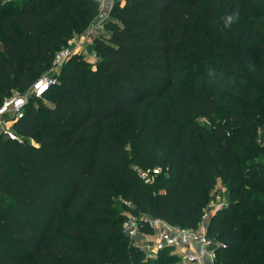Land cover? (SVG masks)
<instances>
[{
	"label": "trees",
	"instance_id": "trees-1",
	"mask_svg": "<svg viewBox=\"0 0 264 264\" xmlns=\"http://www.w3.org/2000/svg\"><path fill=\"white\" fill-rule=\"evenodd\" d=\"M100 13L0 0V106ZM110 14L95 61L72 53L14 122L21 139L0 133V264H163L166 248L146 258L123 231L127 212L196 228L219 180L216 264H264V0H114ZM152 166L148 183L137 167Z\"/></svg>",
	"mask_w": 264,
	"mask_h": 264
},
{
	"label": "built area",
	"instance_id": "built-area-1",
	"mask_svg": "<svg viewBox=\"0 0 264 264\" xmlns=\"http://www.w3.org/2000/svg\"><path fill=\"white\" fill-rule=\"evenodd\" d=\"M68 43L69 46L57 51L53 61L55 67L62 66L68 57L80 50L84 44L76 42L74 37L69 39ZM57 81L56 77L45 73L28 90L15 92L8 96L0 106V133L3 132L14 139H21L14 130L13 124L22 115L29 97L32 94L42 97ZM257 141L264 145L263 129L259 130ZM137 168L141 177L148 183H153L157 175L164 170L163 166ZM213 210L204 212L202 220L196 228L174 225L159 216L149 214L134 216L128 213L123 222V231L141 247L152 246L157 252L167 247L175 249L182 257L184 264H216V248L219 242L208 234V221Z\"/></svg>",
	"mask_w": 264,
	"mask_h": 264
},
{
	"label": "rangeland",
	"instance_id": "rangeland-1",
	"mask_svg": "<svg viewBox=\"0 0 264 264\" xmlns=\"http://www.w3.org/2000/svg\"><path fill=\"white\" fill-rule=\"evenodd\" d=\"M113 2H114V0H101V13H100L98 19L84 33L76 34L74 36L76 42H78L80 44L84 43L83 44L84 48H83V46H82V48L86 52L88 60L91 62H94L96 59V51L93 49V41H94L93 38L96 35L106 36L108 31H107V28L105 27V22L111 18L110 11H111V8L113 6ZM67 46H69V43H67L65 45V47H67ZM62 66L55 67L54 65H52V67L46 72V74L49 76L56 77V79L58 80ZM224 195L225 194L223 191H220L218 193L219 198H217V196L215 197V195H214V198L218 201H216L215 204H212V205L208 204L206 206L205 211L206 210L209 211L212 209H214L213 211H215L217 209L216 205H219L218 203H224L225 202L224 201ZM220 205H223V204H220ZM119 209L122 210L120 203H119ZM123 212H125V211L123 210ZM127 214H128V212H127ZM134 243H136L135 240H134ZM141 248L144 249V253H145L146 258H157L159 255V251L157 252L152 246L147 247L146 245H144ZM162 259H163L162 260L163 264H184L182 257L176 252L175 249H171L170 247L166 248V250L164 251V253L162 255Z\"/></svg>",
	"mask_w": 264,
	"mask_h": 264
},
{
	"label": "crops",
	"instance_id": "crops-1",
	"mask_svg": "<svg viewBox=\"0 0 264 264\" xmlns=\"http://www.w3.org/2000/svg\"><path fill=\"white\" fill-rule=\"evenodd\" d=\"M220 191H223L224 192V203H218L219 205H218V207H220L221 205L220 204H226L227 202H228V191H227V187L221 182V180H219V182H218V185H217V187H216V189L213 191V194L215 195V197L217 196V198H219V196H218V193L220 192ZM216 201H218V200H216L215 198L212 200V202L210 203L211 205L212 204H215V202ZM217 204V203H216ZM218 207H216V208H218ZM214 212V211H213Z\"/></svg>",
	"mask_w": 264,
	"mask_h": 264
}]
</instances>
